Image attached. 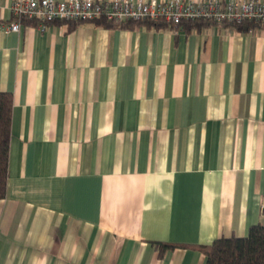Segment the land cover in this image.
I'll return each mask as SVG.
<instances>
[{
  "label": "crops",
  "instance_id": "crops-1",
  "mask_svg": "<svg viewBox=\"0 0 264 264\" xmlns=\"http://www.w3.org/2000/svg\"><path fill=\"white\" fill-rule=\"evenodd\" d=\"M15 1L0 0V264H205L153 241L264 224V26L10 31Z\"/></svg>",
  "mask_w": 264,
  "mask_h": 264
},
{
  "label": "built area",
  "instance_id": "built-area-1",
  "mask_svg": "<svg viewBox=\"0 0 264 264\" xmlns=\"http://www.w3.org/2000/svg\"><path fill=\"white\" fill-rule=\"evenodd\" d=\"M13 19L5 26L20 31L26 20L42 30L58 21L127 20L165 21L178 26L183 20L204 19L218 24L264 23V0H16Z\"/></svg>",
  "mask_w": 264,
  "mask_h": 264
},
{
  "label": "trees",
  "instance_id": "trees-1",
  "mask_svg": "<svg viewBox=\"0 0 264 264\" xmlns=\"http://www.w3.org/2000/svg\"><path fill=\"white\" fill-rule=\"evenodd\" d=\"M66 23L65 21H58ZM85 21H69V27L73 29ZM97 25L121 26L124 28L145 24L156 28L185 26L188 30L199 28L208 23H215L212 20L188 19L183 20L177 27L165 21L153 20H127L122 23H115L107 20L88 21ZM233 26L239 30H249L253 27L264 26V23L255 21H242L240 23H223ZM13 96L10 92L0 91V199L6 196L8 182V160L10 150L11 123H12ZM161 255L166 250L177 247H191L203 252L206 256L205 264H264V224L257 223L249 228L246 236L221 237L209 244L182 243L171 241H153Z\"/></svg>",
  "mask_w": 264,
  "mask_h": 264
}]
</instances>
